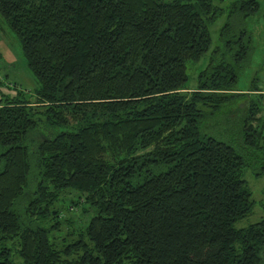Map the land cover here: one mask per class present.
<instances>
[{
  "label": "trees",
  "instance_id": "1",
  "mask_svg": "<svg viewBox=\"0 0 264 264\" xmlns=\"http://www.w3.org/2000/svg\"><path fill=\"white\" fill-rule=\"evenodd\" d=\"M258 6L0 0L37 83L0 91V264H261L264 219L236 226L254 206L243 170L264 174V92L235 87ZM241 96L237 145L212 120Z\"/></svg>",
  "mask_w": 264,
  "mask_h": 264
},
{
  "label": "rangeland",
  "instance_id": "2",
  "mask_svg": "<svg viewBox=\"0 0 264 264\" xmlns=\"http://www.w3.org/2000/svg\"><path fill=\"white\" fill-rule=\"evenodd\" d=\"M259 6L255 10V13L249 15L246 18L247 28L252 34V51L249 54L248 61L246 65L240 71L236 88L240 91L247 92L253 77H257L256 84L264 92V0H258ZM225 5V2H222ZM227 13L223 12L221 16L217 17L211 22L209 26L210 36H212V42L210 48L204 55L201 56L198 61H189L186 65V71L188 73V80L186 85L188 87L182 89L183 92L188 93L191 88L196 84L195 75L208 61V58L212 52L213 46L218 42V28L222 25L225 20ZM0 91L8 92L6 84L10 82H16L21 88H24L30 93L34 91L36 87V78L29 71L28 67L25 65L23 55H21L20 44L15 36V34L10 29L9 25L5 23L0 16ZM258 88V89H259ZM10 89V88H9ZM253 97L255 94H252ZM245 96L237 97L232 102H227L224 107L217 112L216 118L212 120L213 130L214 127L219 130V136L225 138L226 140L233 139L237 145L242 144V138L239 136L240 121L239 115H243L245 111V102L243 101ZM260 110L256 114V118L252 120V125L256 124L261 126L264 133V93L260 98ZM215 131V130H214ZM264 136V135H263ZM261 141L264 142V137H261ZM243 176L250 186L252 198L254 199V206L252 211L246 216L242 217L236 222V226L246 225L255 220L264 219V174L256 176L248 167L243 170ZM77 193L71 191L67 194L70 198L75 197ZM61 201L56 203L57 208L63 213L66 210L63 207ZM76 214V210L73 206ZM78 216V214H77ZM89 214L82 216V221L87 220ZM261 264H264V255L261 260Z\"/></svg>",
  "mask_w": 264,
  "mask_h": 264
}]
</instances>
